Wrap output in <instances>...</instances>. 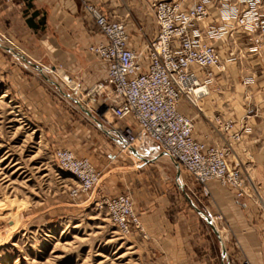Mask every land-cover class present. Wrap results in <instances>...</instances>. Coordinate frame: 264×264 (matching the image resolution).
Listing matches in <instances>:
<instances>
[{"label":"crops","instance_id":"crops-1","mask_svg":"<svg viewBox=\"0 0 264 264\" xmlns=\"http://www.w3.org/2000/svg\"><path fill=\"white\" fill-rule=\"evenodd\" d=\"M151 1L87 0L109 17L125 21L130 43L135 46L155 34ZM212 16L217 18L214 9ZM4 33L18 43L29 44L22 53L31 61L23 59L56 87L59 85L45 70V63L54 64L52 60L70 61L60 62L68 65V69H63L65 74L72 71L83 80L103 77L105 73L104 64L88 51V45L99 39V33L82 0H0V34ZM239 43L245 50L239 69L235 60H227L228 44H221L222 65L213 71L209 94L198 103L200 110L185 101L180 102L179 108L193 118L196 136L219 142L226 134L219 130L217 120L234 119L233 131H238L237 120L248 111V139L244 145L233 147L245 178V194L240 198L215 179L206 182L207 196L190 176L185 183L173 185L169 170L161 165L156 169L152 164L153 160L169 158L167 155L156 154L152 159L137 150L139 159L150 166L128 171V166L134 165L123 162L124 156L117 147L121 139L114 138L113 147L93 125L109 135L113 134L111 129L103 128L80 106L76 108L53 95L38 76L24 75L19 69L15 74L20 79L15 91L28 115L54 120L59 134L68 138L69 148L76 155L84 152L95 167H101L105 181L98 192L131 195L157 264H264V41L256 50L249 49V39ZM52 69L58 73V67ZM55 73L52 75H58ZM125 148L128 149L126 145ZM174 164L178 177L181 168ZM114 169L117 170L113 172ZM185 186L193 199L185 192ZM135 234L139 236L138 232Z\"/></svg>","mask_w":264,"mask_h":264},{"label":"built area","instance_id":"built-area-1","mask_svg":"<svg viewBox=\"0 0 264 264\" xmlns=\"http://www.w3.org/2000/svg\"><path fill=\"white\" fill-rule=\"evenodd\" d=\"M82 2L99 33L88 51L106 68L104 79L88 93L97 94L116 120L110 137L121 139L120 150L125 145L139 151L153 145L198 182L203 195L209 193L206 182L215 179L233 189L237 198L242 197L245 178L232 157V144L241 133L233 131V119H218L219 130L226 136L221 142L208 141L206 136L195 135L193 118L179 104L185 101L198 108L209 94L213 71L222 65L221 44H228L227 60H232L234 47L242 39L250 40L251 50L264 41V0H152L156 31L152 39L138 46L130 43L125 21L111 19L87 0ZM63 82L68 86L72 78L65 75ZM53 158L58 169L75 180L70 189L73 198L99 184L100 172L88 157L58 147ZM103 205L121 233L143 231L130 195L106 197Z\"/></svg>","mask_w":264,"mask_h":264},{"label":"rangeland","instance_id":"rangeland-1","mask_svg":"<svg viewBox=\"0 0 264 264\" xmlns=\"http://www.w3.org/2000/svg\"><path fill=\"white\" fill-rule=\"evenodd\" d=\"M151 15L154 16L152 11ZM28 47L29 44L18 43L7 33L0 34V264H157L144 229H131L129 233L123 234L109 219L103 200L116 194L102 190L98 192L105 181V178H101L100 166L96 167L100 172L97 187L77 198L71 196L70 189L75 180L68 172L58 169L53 158L54 149L69 148L68 138L59 134L54 120L30 117L15 91L20 81L15 77L19 69L24 75L38 76L53 95L76 108L82 105L103 124V128L112 129L116 120L111 112L105 108L97 94L93 98L88 93L93 84L104 79L106 70L103 77H84L85 81L70 71L68 74L74 81L67 86L63 82L67 72L63 69H68V65H61L60 62L70 61L62 59L57 62L52 60L54 64L45 63V70L52 81L67 96L76 99L75 103L62 95L54 84L46 81L23 59L31 61L22 53ZM244 56L245 50L239 46L234 47L232 61L235 60L237 69ZM52 66L58 67V73ZM53 71L59 76L52 75L55 73ZM246 115L248 111L242 119L237 120L241 136L232 147L242 146L248 139L250 126ZM93 129L115 146L110 135L95 125ZM117 147L121 152V146ZM141 151L146 158L153 159L156 154L165 155L153 145H145ZM122 155L126 165H134L128 166V171H136L139 166H150L129 148L122 150ZM76 156L87 157L84 152ZM232 157L241 164L236 155ZM153 161L156 169L161 165L169 170L173 185L175 182L185 183L190 180L181 169L176 177V166L171 159L164 157ZM184 190L193 199L186 186ZM177 191L182 195L180 189Z\"/></svg>","mask_w":264,"mask_h":264},{"label":"water","instance_id":"water-1","mask_svg":"<svg viewBox=\"0 0 264 264\" xmlns=\"http://www.w3.org/2000/svg\"><path fill=\"white\" fill-rule=\"evenodd\" d=\"M29 63V62H28ZM58 87V89H59V91L65 96V97H69L70 99H72L74 102H76L77 103V100L76 99H74V98H72V97H70V96H67L63 91H62V89L59 87V86H57ZM79 105V104H78ZM80 107L85 111V113H87L88 115H90L94 120H96L95 119V117L89 112V110L87 111L85 108H83V106L82 105H80ZM97 122V121H96ZM98 123V122H97ZM100 124V123H99ZM131 149H133V148H130V150ZM132 151V150H131ZM176 165H178L177 163H176Z\"/></svg>","mask_w":264,"mask_h":264},{"label":"bare ground","instance_id":"bare-ground-1","mask_svg":"<svg viewBox=\"0 0 264 264\" xmlns=\"http://www.w3.org/2000/svg\"><path fill=\"white\" fill-rule=\"evenodd\" d=\"M104 64V63H103ZM105 66V65H104ZM133 152H134V154L136 153V155H137V149L135 150V149H131ZM138 156V155H137ZM168 156V155H167ZM139 157V156H138ZM169 157V156H168ZM141 158V157H140ZM169 158H171V157H169ZM172 159V158H171ZM173 161L175 162V163H177L174 159H173Z\"/></svg>","mask_w":264,"mask_h":264},{"label":"trees","instance_id":"trees-1","mask_svg":"<svg viewBox=\"0 0 264 264\" xmlns=\"http://www.w3.org/2000/svg\"><path fill=\"white\" fill-rule=\"evenodd\" d=\"M29 23V22H28Z\"/></svg>","mask_w":264,"mask_h":264}]
</instances>
